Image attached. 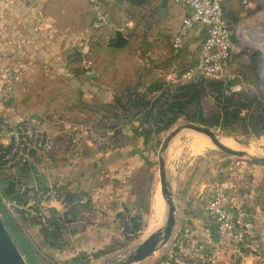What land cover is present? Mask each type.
I'll return each instance as SVG.
<instances>
[{"label":"rangeland","instance_id":"1","mask_svg":"<svg viewBox=\"0 0 264 264\" xmlns=\"http://www.w3.org/2000/svg\"><path fill=\"white\" fill-rule=\"evenodd\" d=\"M156 10L157 8L150 0H147L145 5L140 6L134 5L131 3V0H127L125 5L121 7L120 14L118 13L121 22L119 27L123 28L126 37H128L130 49H133L131 51H134L133 53L140 60H143L146 65L147 63L149 64V67L141 69L142 81H138L139 78L133 79V88L124 96H114L112 99L104 101L105 103H98L92 101L91 97L84 98V95H80L78 92L75 94L74 90L69 86L60 87L56 90L55 86H51L50 84L47 87L46 83L43 84L45 86L43 89H34L35 86H33L28 92L21 95V92L19 94L17 93L18 90L16 91L18 82L15 84V100H17V97H20L17 101L24 102V106L26 107L25 114L42 119L60 115L69 122L91 127L106 135L105 143L101 147L93 146L96 151H103L104 155H106L103 156L104 160L98 163L101 166L99 175L94 173L95 168L88 164V162L81 163L80 158L74 162L72 153L76 152L72 150L70 153L68 151L65 144L66 142H70L65 137H62L58 144V149L52 155L38 157L34 164L30 165L31 170L29 172L19 173L20 168H16L15 172H11L7 176L4 175L5 173L0 172V178L6 179V182L3 183L4 185L12 182L19 174H22L23 184L29 181L33 187L41 185L45 187H65L67 190L80 194V197H82L81 202H84V204L80 203V207L75 210L73 217L71 216L69 217L70 219L65 220L68 227L65 230L63 229L58 237V241L53 243L54 249H50L51 252H48L50 246L45 245L46 240L42 226L36 221L28 219L16 221L9 215L0 193V218L4 224L7 223V226H5L16 244L19 241L23 242V247L18 246V244L17 246L28 264H119L148 236L164 227V224H162L164 220H162L156 226L158 228L148 231L154 215L153 199L158 188L160 192L159 151L162 142L170 132L177 127L191 123L188 117L195 114L197 107L196 102H192L194 99L193 93L186 97L182 93L176 96L180 89H184L191 84L179 81L182 71L188 67H161L164 66V58L160 57V53L157 54V52L160 48L164 47L167 40L164 42L163 38L160 37L162 35V28L161 25H157L155 22ZM254 14L256 15V12ZM254 14L249 13L247 17H238L240 23L237 26H239L242 36L244 32L259 26L261 17L256 19ZM106 28L97 30V32H102ZM250 34H252V31H250ZM189 35L184 41H186ZM236 43H240L238 38L236 39ZM149 45L151 46L149 47ZM124 48L129 49V47ZM247 49L249 51L247 56L237 63V67H232L233 75L236 78L223 87L225 96L230 97L233 95L234 99L243 103L245 107L237 113H235L237 108L230 109L229 113H232L230 116L231 120L225 119L222 114L220 126H215L211 129L221 139H238L242 142L243 148L251 149L252 147H257L258 152L256 155L254 153L255 156H253L261 158L264 157V147L258 143L264 138V80L261 77L264 67L259 51L261 45L254 43L249 45ZM148 50H153V53L148 54L149 56L147 57ZM254 55L259 60L258 67H256L257 87L253 86L254 76L249 70ZM125 57L121 55L124 63H121L122 60L118 62L120 64V66H117L118 73L113 79L116 88H119L121 82L125 80L131 82V79H127V74L124 73V70L132 71L133 69H137L136 60L124 59ZM16 69L13 72L18 76L19 80V78L23 77L24 72L18 71V68ZM93 69L98 70L96 67L83 68L86 72ZM159 69H165L166 71L160 72L158 71ZM28 72L26 73L27 80L32 84L40 78L48 81V84L55 83L56 80L61 81L66 76V72H54L53 74L51 72ZM168 73H170L171 77H167ZM153 84H159L161 87L159 92H148V88ZM137 85L142 88L139 90ZM146 85L148 86L146 87ZM203 87L206 94L200 91V99L204 116L209 118L212 114L219 113L218 101H224V99L221 94L212 91L208 84H205ZM71 92L75 95H72ZM136 92L138 94H147L150 101H156L165 93H168L167 95L172 97V99H180V102L185 104L180 110L184 115L181 116L177 124L159 136L153 134L149 138L148 147L144 145V138L138 137L137 134H140L143 130L156 131L158 126L154 122L153 125L152 122L140 124L137 120L135 121L130 117L126 119V115L118 105L119 101L126 103L129 100L127 97L129 93L135 94ZM69 95L72 96L68 97ZM196 95H199V93H196ZM81 100L83 103H79ZM176 111L178 110L176 109ZM123 120L128 121V124L122 125L121 121ZM120 132L121 135L118 134ZM197 136L203 135L193 131H183L171 142L165 155L169 172L170 170L173 171L175 166L181 169V166L186 161L207 157L211 159L212 163H218V161L228 157L214 146H210L203 154L194 153L195 145H193V142L197 140ZM210 145L212 144L210 143ZM70 146L74 145L71 144ZM74 147L83 148L84 146ZM134 152H140V154L135 155ZM124 153L130 161L128 164H121L115 160L120 154ZM90 157L92 158L93 154ZM242 161L248 162V160ZM106 164L112 170L110 173L106 172V170L103 173L102 167H106ZM81 175L84 176L82 177ZM81 178H83L84 184L70 182L72 180H79L80 182ZM121 179L123 180L121 181ZM90 181H93L94 184ZM94 186L95 188L92 189ZM121 191L130 192V198H128V202H120L124 204L121 207L119 205L116 208L117 210H114L116 207L114 205L115 193L117 194ZM95 193H98V195L96 196ZM93 207H95L94 217L87 219L85 212L87 209ZM116 211H120L119 214L122 213V218H125V222L130 220V216L141 219L142 231L137 237L124 234V227L120 219H118V212ZM100 238H105V240L100 242L102 248H97L96 242ZM100 252L103 255H100Z\"/></svg>","mask_w":264,"mask_h":264},{"label":"crops","instance_id":"2","mask_svg":"<svg viewBox=\"0 0 264 264\" xmlns=\"http://www.w3.org/2000/svg\"><path fill=\"white\" fill-rule=\"evenodd\" d=\"M126 1L103 0L104 10L109 18V26L102 32L93 29L94 17L88 0H5L0 2V81L5 71H15L18 68V71L24 72L23 77L18 80L16 89L17 93L21 92V95L28 92L33 86H35L34 89H43L45 88L43 84L46 83L47 87L51 84V86H55L56 90L69 86L75 94L78 92V94L84 95V98L91 97L92 101L98 103H105L107 99H112L114 96H124L133 88V79L139 78L138 81H142L141 69L149 67L148 63L146 65L133 53L134 51H131L133 49H130L128 37H126L123 28L119 27L121 22L118 13L120 14L121 7L125 5ZM150 1L157 8L155 22L157 25H161L162 35L160 37L164 42L167 40L164 47L157 52V54L160 53V57L164 58L165 63L161 67H188L182 71V75L197 64L198 51L206 37V29L204 26L196 27L190 32L186 41H183L182 48L175 52L172 41L178 35L182 20L190 14V10L181 4H176L174 0H168L165 7L164 0ZM221 2L226 19L232 26L240 23L239 16L247 17L249 13H255L253 9H242L239 0H221ZM131 3L140 6L145 5L147 0H131ZM254 17L258 18L256 15ZM118 31L122 32L127 39L126 47L129 49L111 47ZM119 53L121 54L119 55ZM150 53L152 54L153 50L147 51V57ZM121 55L126 56L124 59L136 60L137 69L124 70L127 79H131V82L125 80L121 82L119 88H116L113 79L118 73L117 66H120L118 62L122 60ZM152 60L154 59L152 58ZM241 60L242 58L233 60L231 67H237V63ZM252 61L253 59L250 65H252ZM258 61L257 59L255 67H258ZM121 63L123 64L124 60ZM84 67H96L98 70L93 69L86 72L83 70ZM27 71L51 72L52 74L66 72V76L61 81L56 80L55 83L48 84V81L40 78L32 84L27 80ZM158 71L166 70L159 69ZM169 76L170 73L167 74V77ZM57 85L59 86L57 87ZM137 88L140 90L142 87L137 85ZM74 93L71 92L72 95ZM18 99L20 97H17ZM17 100H15L14 94L11 108L1 113L0 117L7 116L16 119L27 115L24 102ZM79 103H83L82 100ZM65 145L70 153L72 150L76 152L72 153L74 162L80 158L81 163L88 162L95 168L94 173L100 174L101 166L98 163L104 160L103 156H106L103 151H96L94 147L89 146L77 148L70 146L71 144L67 142ZM91 154H93L92 158ZM115 160L121 164L130 162L125 153L120 154ZM179 168L175 166V169L169 172L167 164L168 178L177 208L176 225L172 238L165 247L156 253L157 255L155 254L139 264H264V165L252 164L228 156L218 163H212L211 159L207 157L186 161L181 169ZM102 170L103 173L105 170L108 173L112 171L107 164L106 167H102ZM2 180L6 182V179ZM74 181L70 182L84 184L83 178L80 182L79 180ZM90 182L94 184L93 181ZM9 183L7 184L9 185ZM28 184L32 185L29 181L23 185ZM39 187H43V185ZM94 188L95 186L92 189ZM216 188H223L233 202L242 205L254 224L255 239L247 243L243 258L233 256L230 242L218 244L216 224L204 211V206L211 201ZM129 193L128 191L115 193L114 205L116 207L114 210L124 204L120 202H128ZM95 195L97 196L98 193ZM155 195L153 209L156 215L152 218L148 231H150L153 222L156 225L159 223V221H155L158 216L156 210L158 203L164 211L159 188ZM55 208L59 214L67 213L59 206ZM94 210L95 207L87 209L85 217L93 218ZM116 212H118L117 215L120 213V211ZM162 220H164V213ZM67 227L68 225L65 226V229ZM104 240L105 238H100L96 242L97 248L102 246L100 242ZM197 246H202L208 251L207 259L200 260L194 257L192 250ZM48 252L51 250L49 249Z\"/></svg>","mask_w":264,"mask_h":264},{"label":"built area","instance_id":"3","mask_svg":"<svg viewBox=\"0 0 264 264\" xmlns=\"http://www.w3.org/2000/svg\"><path fill=\"white\" fill-rule=\"evenodd\" d=\"M5 0H0L3 2ZM190 10L183 18L180 31L172 41L175 52L182 48L184 39L198 26H204L206 37L197 55V64L180 76L179 81L191 83L206 79L227 86L236 77L231 64L233 60L248 54V46L259 43L264 67V2L262 0H239L244 10H255L261 17L259 26L244 32L239 26H232L226 19L221 0H174ZM93 14V29L102 30L109 24L103 0H88ZM252 31V34H250ZM243 34V33H242ZM240 43H236V39ZM264 80V72L261 75ZM18 76L10 70L5 71L0 81V114L11 108L14 102V86ZM62 137L74 146H101L105 134L91 127L78 125L63 119L60 115L42 119L32 115L12 119L0 117V172L4 175L15 172L22 165H32L38 157L52 155ZM9 214L19 221L21 218L33 220L48 231L54 229L56 206L67 209L65 194L53 187H33L23 185L16 194L2 197ZM80 203L84 204V202ZM204 211L215 222L218 244L230 242L232 254L243 258L247 243L255 239V228L243 206L233 202L223 188L214 190L211 201ZM192 253L200 260L207 259L208 251L194 247Z\"/></svg>","mask_w":264,"mask_h":264},{"label":"trees","instance_id":"4","mask_svg":"<svg viewBox=\"0 0 264 264\" xmlns=\"http://www.w3.org/2000/svg\"><path fill=\"white\" fill-rule=\"evenodd\" d=\"M253 61L252 65H250L249 70L254 76V82L253 85L255 87L258 86V78H257V69L255 67L257 63V57L256 55L253 56ZM209 85L212 91L219 93L222 95V98L224 101H218V106L220 108L219 113L212 114L209 118H206L203 113V108H202V103L200 99V91H202L203 94H206L205 88L203 87L204 85ZM222 83L219 82H213L209 81L206 79H200L196 80L194 82H191V84L184 88L180 89L176 96L181 95V93L186 97L189 96L191 93L194 94V99L192 100L196 102V112L194 115H190L188 117V120L191 123L206 126L209 128H213L215 126H220V118L222 119L221 115H224V118H228L231 120L230 116L232 113H229V110L232 108H237L234 112L237 113L239 112L240 109L244 108L245 105L241 103L240 101H236L234 99V96L227 97L224 95V90ZM161 87L159 84H153L151 87L148 88V92L154 93V92H159ZM137 90V89H136ZM196 93H199V95H196ZM168 93H165L163 96L158 98L156 101H150L148 99L147 94H138L137 92L134 93H129L128 94V101L126 103L118 102L119 108L123 110L124 114L127 117H130L133 120H137L140 124H143L144 122H153L158 126L156 131H141L140 134H137L138 137L144 138V145L148 147L149 143V138L154 134V135H161L165 133L166 131H169L172 129L178 122V120L183 116L182 111H180L185 104L180 102V99H172ZM173 100V101H171ZM176 109L178 111H176ZM155 113V115H154ZM132 121V120H130ZM123 133V132H122ZM121 135V132L118 133ZM106 137V135H105ZM102 146V145H101ZM100 146V147H101ZM135 155L140 154V152H134ZM149 164V163H147ZM20 170L19 172H29L31 170L30 165H22L19 167ZM1 177V176H0ZM1 184H0V193H1V199L2 197H9L13 194H16L18 192V188H10L8 184L4 185L3 183L5 180H2L0 178ZM29 185V184H28ZM42 188H47L43 186ZM55 189H58L62 191L67 199V209L65 214H56V220L53 223L54 229L52 231H48V229H43V233L45 234V245H49V249H54V242L58 241V237L60 233L65 229V226L67 224L66 219H70L69 217H73V214L77 208L80 207V201L81 195L78 194L77 192L67 190L65 187H53ZM85 198V197H84ZM10 215V214H9ZM9 217V216H8ZM122 213L118 214V219L122 222L121 224L124 227V234L130 235L131 237H137L141 231H142V225H141V219L137 217H132L130 216V220L128 222H125V218H122ZM23 219V218H21ZM33 221V220H32ZM7 226V223H5ZM41 225V224H40ZM18 246L23 247L24 244L22 241H19L17 243ZM100 255H103L102 252H100Z\"/></svg>","mask_w":264,"mask_h":264},{"label":"water","instance_id":"5","mask_svg":"<svg viewBox=\"0 0 264 264\" xmlns=\"http://www.w3.org/2000/svg\"><path fill=\"white\" fill-rule=\"evenodd\" d=\"M168 0H164V7ZM264 2V0H262ZM127 39L123 33L118 31L116 33L114 41L111 43V47L122 49L127 45ZM92 78L91 76H89ZM122 125H127L128 121H121ZM183 131H193L200 135L207 137L212 145L222 152L223 154L238 158L242 160H248V162L257 165H264V157H254L245 152L235 151L227 147L222 143L221 137H219L211 128L187 123L180 127H177L162 142L159 151V179H160V195L162 203L164 204V227L152 233L142 243H140L132 252H130L119 264H139L145 260L154 256L160 249L165 247L172 238L173 231L176 225V213L177 208L174 202V194L168 178L167 163L165 155L170 147L171 142ZM232 141L236 142L243 147L241 141L236 138H232ZM23 176L19 174L16 179L9 183L10 188L21 189L23 186ZM156 196V195H155ZM155 198V197H154ZM154 200V199H153ZM154 202V201H153ZM154 205V203H153ZM154 211V209H153ZM156 213L154 212L153 217ZM0 264H28L14 241L9 230L5 226L4 222L0 218Z\"/></svg>","mask_w":264,"mask_h":264},{"label":"bare ground","instance_id":"6","mask_svg":"<svg viewBox=\"0 0 264 264\" xmlns=\"http://www.w3.org/2000/svg\"><path fill=\"white\" fill-rule=\"evenodd\" d=\"M202 137H205V136H199V137L197 136L196 137L197 140H194V142H193L194 143L193 145H195V147L193 146L194 147V153L203 154L204 152L207 151V149L210 146H213V145H210L211 142H210V140L207 137H205V138H202ZM222 143L224 145H226L227 147L231 148L232 150L245 152V153H248L249 155H252V156L254 155V153L256 155L257 152H258V148L257 147H254V148L252 147L251 149L250 148H243V147L239 146L238 144H236L231 139L227 140V139H223L222 138ZM258 144L264 147V138L261 139V141ZM156 210L158 212V216L155 218V221L156 222L157 221H161L162 220V216H163V207L160 206V203H158V205L156 207ZM155 226H157V225H156V223L153 222V224L151 225L150 231L153 230V228H156Z\"/></svg>","mask_w":264,"mask_h":264}]
</instances>
